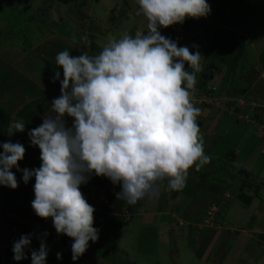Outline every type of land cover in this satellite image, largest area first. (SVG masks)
Here are the masks:
<instances>
[{"label":"rangeland","instance_id":"rangeland-1","mask_svg":"<svg viewBox=\"0 0 264 264\" xmlns=\"http://www.w3.org/2000/svg\"><path fill=\"white\" fill-rule=\"evenodd\" d=\"M207 2L210 14L193 19L207 28L231 32V20L239 16L244 21L241 11L252 6L250 0H226L222 11L221 0ZM138 8L137 0H0V108L12 116V123L17 120L14 113L21 112L27 114L23 121L28 124L38 107L59 97L56 86L60 81L53 83L56 71L63 79V68L55 63L59 52L97 55L110 39L119 40L126 32L132 36L135 22L139 23V32L146 34L148 21L142 14L137 15ZM251 10L253 13L255 8ZM122 13L121 21L127 15H131V21L114 25L116 16ZM254 16L249 15L251 21L241 32L243 39L235 41L229 36L225 40L216 69L209 67L214 32L188 22L163 29L161 35L178 46H187L194 53L197 48L193 45H197L203 54V71L196 74V83L206 79L203 73H214L210 83L220 99H209L213 106L206 109L193 103L200 109L196 121L209 162L199 171L194 166L188 170L182 190H167L165 180L158 197L135 205L117 200L115 193L121 187L106 177L93 176L81 185L90 190L97 188L91 205L104 213L95 210L94 220L104 226L108 237L92 242L77 264H264V245L260 243L264 240V210L250 216L259 205L257 194L264 200V140L257 132L264 126L260 118L251 117L252 106L264 101V16ZM238 43L243 44V53ZM185 67L192 71L187 64ZM249 105L250 112L240 118L235 108L244 112ZM66 119L71 126L72 117ZM29 152L27 147L25 153ZM243 170L249 179L240 173ZM248 181L259 183V191ZM240 190L254 198L250 207L239 199ZM248 227L254 235L242 233ZM45 233L51 235L52 227L35 228L37 239L31 241L35 250H39ZM255 233L259 235L255 237ZM6 253L0 254V264L7 258Z\"/></svg>","mask_w":264,"mask_h":264},{"label":"clouds","instance_id":"clouds-1","mask_svg":"<svg viewBox=\"0 0 264 264\" xmlns=\"http://www.w3.org/2000/svg\"><path fill=\"white\" fill-rule=\"evenodd\" d=\"M137 3V15L148 21L146 34L138 31L133 38L126 32L94 56H72L68 50L56 55V65L63 68L62 80L59 71L53 77V83L61 84L59 97L43 123L28 132L31 146L40 149L41 166L21 169L25 147L19 142L0 145V185L18 187L13 168L23 173L25 184L35 177L32 209L40 218H51L57 234L72 238L73 261L85 254L89 241L99 239L95 208L81 191L93 176L119 185L117 200L135 205L158 197L165 180L167 190H182L188 170L194 166L199 171L209 162L196 122L200 109L190 102L198 101L189 91L203 71V54L197 45L194 53L178 46L159 28L206 17L211 7L207 0ZM66 117L73 118L71 126ZM24 131L22 120L8 128L9 136ZM30 245L31 235H22L14 242L13 258L26 259ZM48 251L41 240L39 250L31 252L32 264H46Z\"/></svg>","mask_w":264,"mask_h":264},{"label":"crops","instance_id":"crops-1","mask_svg":"<svg viewBox=\"0 0 264 264\" xmlns=\"http://www.w3.org/2000/svg\"><path fill=\"white\" fill-rule=\"evenodd\" d=\"M60 85L61 84H58L56 88H58ZM51 102L52 101L48 100V103L45 104L44 107H38L37 113L40 114V119L37 120L36 122L30 121V123L28 124L25 123V131L23 133L17 132L15 136L14 135L8 136V142H12V143L19 142L25 147V149L27 147L30 149V152L25 153L24 159L19 162V167L21 169L24 168L35 169L40 167L42 164V161L40 159V155H41L40 149L38 146L36 147L31 146L28 132L31 129L36 128L43 123L42 117L44 113L50 108ZM17 115L18 112L14 113L15 119L18 118ZM23 117H21L20 121L25 120ZM35 151H37L36 152L37 154H35ZM2 152H3V148L0 147V153ZM12 171L17 178L18 187L16 189H11L4 185H0V195L2 198V203L0 204V245H2V247H0V254L1 255L5 254L8 247H10L11 249H8L7 252L13 251L12 249L14 242L19 240L22 235L30 234L31 241L33 242L34 239H37V236L34 234L35 228L43 229L45 226H51L53 233L51 235H44L45 238H42L48 246L49 249L48 252H50V254L47 255L46 264L48 263L57 264L58 262L61 263L64 262L65 254L71 251V244L69 246H66L63 243V241L61 242V239H64V237L67 235L57 234L53 226L52 219L40 218L35 214L34 210L32 209L31 202L35 199V194H34L35 177H33L27 184H25L22 178L23 173L21 171H18L16 168H13ZM96 190L97 188L90 190V189H85L81 186V191L90 205L91 202L93 201L92 194ZM257 196H258L257 199L260 200L259 205L257 207L256 204L254 205V207L256 208H254L250 216H253L254 214L257 215V213L261 214L262 211L264 210V200L260 199L258 194ZM252 203L248 207H250ZM95 210L97 211V208ZM103 213L104 212H100L99 214L101 215ZM94 214H96V212H94ZM106 214L113 216V213L112 214L106 213ZM242 231H243L242 233H245L246 236L254 235L252 234L253 233L252 231L254 230L251 227H248L247 229L243 228ZM55 232L56 235H54ZM257 235L259 234L255 233V237H257ZM32 242L30 247L25 249L27 258L20 261H16L13 258L12 264H26L28 262L32 263L31 255H29L31 254L32 250H35V244H33ZM261 244L264 245V242H262ZM58 247L60 248L58 249ZM27 249L29 253L27 252ZM57 253L62 254V259H57Z\"/></svg>","mask_w":264,"mask_h":264},{"label":"trees","instance_id":"trees-1","mask_svg":"<svg viewBox=\"0 0 264 264\" xmlns=\"http://www.w3.org/2000/svg\"><path fill=\"white\" fill-rule=\"evenodd\" d=\"M70 1H72V0H62L63 3H68ZM221 1H222L221 2V10L223 9L222 11H224V7L226 6V0H221ZM250 4L252 6H248L245 10L241 11L240 16H241V18H244L245 19L244 21H241L240 18H239V16L236 19L234 18V19L231 20V22H233V24L230 23L231 24V28H233L232 30H234L232 32L231 31L224 30V29H219V28L218 29L217 28H214V29L207 28L206 26H204L206 24H204L203 22H200L199 23V22L196 21L197 19L194 20L191 17L189 18L190 21H185V22H188L190 25H196L197 26L198 24H200V26H203L204 28L209 29V31L214 32V40H213V44H212V46L210 48V66L209 67L211 69H216L217 68V63L218 62H216V61H217V59H221L222 58V51H221V49H222V47L224 45L225 40L228 39L229 36H232L235 41H238L240 39H243L242 38V35H241V32L246 31L245 27L251 21L249 15L253 14V15H255L254 17L264 16V0H250ZM252 8H255V10L253 11V13H252V10H251ZM219 13H220V11H219ZM123 14H125V13L118 14V16H116V22H115L114 25H118L120 23V21L123 19ZM130 18H131V15H127L125 17V20H123V21L130 20ZM123 21H121V22H123ZM134 24H135L134 25L135 27H132V30H130V33L132 34L133 37H135V34H136L135 31L137 32V31L140 30L139 27H138L139 26V23L135 22ZM163 29H164L163 27H160L159 28V31L161 33H163ZM91 30L93 31V28ZM236 30H238V32H235ZM145 31H147V29ZM237 47H238L240 53H243L244 52V46H243V44L238 43L237 44ZM94 49L95 48L93 47L92 52H94ZM213 74H214L213 71H212V73L210 72L208 74L207 73H203V76L206 79L199 80L198 83L200 82V84L195 83V86H197L198 88L199 87H201V88L204 87L205 88L208 85H211L212 86L213 84H211L210 82L213 81L212 80L213 79ZM257 77H258V74H256L255 77L252 79V83H254V81H255V79H257ZM0 80H1V77H0ZM213 94L214 95H218V92L215 91V92H213ZM235 94L236 93H234V95ZM250 97H252V96H250ZM256 101H260V100H256ZM190 102L192 104L195 103V102H193L191 100H190ZM260 102H263L264 103V101H260ZM229 103H228V105H230ZM211 106L212 105L207 104V103H202L201 104V107H203L205 109H206V107L207 108L208 107L210 108ZM240 110H241L240 107L235 108V112L237 114H240V116L242 117V116H244V113L245 112H241ZM26 115L27 114L22 115L21 112H18V116H17L18 118H17L16 121H20L21 117L26 116ZM39 119H40V114L39 113H35L34 116H30L28 118V122L29 123H30V121L31 122L32 121L33 122H36ZM238 119L240 120V118H238ZM11 124H12V116L9 117V115L2 108H0V145H2L5 142H8V136H9L8 128H9V126ZM198 125H200V124H198ZM259 135L262 138V140H264V135L263 134H259ZM240 173L246 174L244 170H243V172L241 171ZM247 175H248V177H250V175L248 173L245 176L247 177ZM244 181L245 180H243L242 183H244ZM248 182L250 183L249 184L250 186L253 185L254 187H256L255 188V191L256 192L259 191L258 190L260 188V186H258V185H260L259 183H256L255 181H253V182L252 181H248ZM234 183H235V181H234ZM238 197L243 202V204L245 206H249L252 203V201H253V197L252 196H249L248 194H246L244 192V190H240V194L238 195ZM118 212H120V211H118ZM93 227H95V228H97L99 230L98 231L99 239L97 241H99L101 239H104L105 237H108L104 233V226L100 222L94 220ZM66 237L67 236H65L64 239ZM261 237H264V235H261ZM66 239H67L66 241L64 240V244L66 246H69L71 243H73L72 238L67 237ZM262 242H264V240L263 241H260V243H262ZM91 243H92V241H89V247H90ZM89 247H88V249H89ZM87 251L85 252V254L82 257L86 256ZM6 254H7V258L5 259V261H2V264H12L13 256H14L13 251H8ZM82 257H80V259ZM71 258H72V251H70V252H68V253L65 254V256H64V263H66V264H77L80 261V259L78 261H73Z\"/></svg>","mask_w":264,"mask_h":264},{"label":"built area","instance_id":"built-area-1","mask_svg":"<svg viewBox=\"0 0 264 264\" xmlns=\"http://www.w3.org/2000/svg\"><path fill=\"white\" fill-rule=\"evenodd\" d=\"M59 90L61 91V88ZM189 91H190V93L194 92V94H195L194 96H192V100H196L200 104L207 103V104H210V105L213 106V104L208 102V100L211 99V102H212V100L220 99L216 95L213 94V92L217 91L215 86H213V85L212 86L208 85L205 88L204 87L203 88H201V87L198 88L197 86L194 85V88L189 90ZM244 108L246 109V111H244V112H250V105L249 106H245ZM251 111L254 113V116H251L252 119L257 118V117L260 118V121L263 122L262 126H264V104L258 103L254 107L252 106ZM240 118H241V116H240ZM257 132L259 134H263L264 135V127H259ZM262 152L264 154V147H263ZM1 203H2V198H1V195H0V204Z\"/></svg>","mask_w":264,"mask_h":264}]
</instances>
